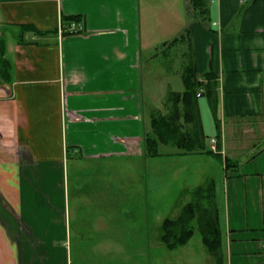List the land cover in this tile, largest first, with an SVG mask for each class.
<instances>
[{"label": "crops", "instance_id": "1", "mask_svg": "<svg viewBox=\"0 0 264 264\" xmlns=\"http://www.w3.org/2000/svg\"><path fill=\"white\" fill-rule=\"evenodd\" d=\"M190 2L0 0V264H137L123 242H72L71 216H80L68 211L69 162L77 171L118 162L156 172L145 163L161 155L144 156V136L153 111L169 112L170 94L184 91L186 67L204 80L195 124L219 152L172 153L222 159L223 264H264V0H206L208 20L195 18ZM177 44L162 70H143L144 53L164 56ZM169 166L178 179L187 166L184 195L202 186L195 166ZM154 177L163 193L165 177ZM113 218L93 212V235Z\"/></svg>", "mask_w": 264, "mask_h": 264}, {"label": "rangeland", "instance_id": "2", "mask_svg": "<svg viewBox=\"0 0 264 264\" xmlns=\"http://www.w3.org/2000/svg\"><path fill=\"white\" fill-rule=\"evenodd\" d=\"M145 11L144 9V19L146 18ZM147 22L145 19V26ZM178 47L179 45L177 44L173 48L166 50V55L164 56L162 55L164 54L162 49L159 53L155 51L150 55L149 53H144L143 70H146L147 73L150 70H162L160 64L165 59L173 60ZM154 55H156V58L153 59L152 56ZM176 65L177 61L174 66ZM145 80L149 81V76H146ZM172 82L178 86L181 84L177 78H174ZM150 83L146 82L145 85ZM200 100L204 104L205 98ZM204 108L211 112L209 107L207 109L204 106ZM209 112H207V116H209ZM205 133L204 146L207 149L210 144L209 137L212 134L209 131H205ZM158 151L162 154L160 159H150L145 163L154 164L156 172H152L151 169L146 167L143 170L142 168L141 170H136L135 163L132 165L129 163L126 166L124 163L119 164L118 162L108 165L107 170L105 167L98 165V168L95 169L91 168L89 170L88 167H84L77 171L74 169V163L69 162L68 182L66 185L68 211L71 214L75 213L78 215L79 213L80 216L78 218L71 216L73 243L81 238H91V242L95 238L96 240L108 239V242H123L122 244H127V248L136 249V251H129L127 254L129 257L135 255L137 264H156L152 262L154 259L159 260L158 264H166L165 261L167 260L179 261L181 262L180 264H187L189 260L198 264H206L200 263L199 260L205 257L211 258V256L203 245L202 235L196 222L192 224L193 236L185 246L169 250L160 240V226L163 219H176L182 208L192 200L191 193L184 195L182 192L188 175L187 166L185 171L180 172L178 179L168 175V173H172V167L169 164H183L185 162L189 167L195 166L198 174L196 177L197 184L202 186L213 184L214 207L220 213L223 198L222 184L226 175L223 168L224 162L218 156L208 158L206 156L197 157L190 155L185 159H181V157L172 153L178 152V150L169 145L159 144ZM241 157H245V152ZM137 166H139L138 163ZM158 166L162 167V171ZM155 174L160 180L165 177L164 180L166 182L163 193L156 194L155 192L158 189L157 186L161 184L160 182H155ZM125 197H127V202L124 201ZM202 202L205 203L206 201L202 200ZM0 206L4 207L1 203ZM93 212H106L111 217H115L105 220L107 229H101L95 235H93L91 224L94 221L92 219ZM119 213H123V216H117ZM78 230L82 233L81 237L74 234ZM87 230H89L90 234L87 233ZM222 247L225 249V241ZM85 258L89 259L88 256ZM128 259L133 260L131 258Z\"/></svg>", "mask_w": 264, "mask_h": 264}, {"label": "trees", "instance_id": "3", "mask_svg": "<svg viewBox=\"0 0 264 264\" xmlns=\"http://www.w3.org/2000/svg\"><path fill=\"white\" fill-rule=\"evenodd\" d=\"M195 18L208 20V4L206 0H191L190 2ZM76 20V18H69ZM66 22V21H65ZM22 31H32L29 26L21 27ZM35 32V31H34ZM39 34L40 32H35ZM1 70H7V62H0V79L5 80ZM206 84V95L211 104L214 100L212 79L209 75ZM182 80L184 91L171 93L169 101L171 109L162 114L153 111L151 117V132L145 134L143 140L144 156L153 158L160 156L159 144L175 147L180 154L206 153L213 154L204 146V135L196 122V109L194 99L199 81L195 70L186 67ZM219 137L218 133L217 136ZM227 163V162H226ZM211 184V185H210ZM200 186L191 191L192 200L188 202L176 219L166 218L161 225L160 240L169 250L178 249L187 244L193 236V222H196L202 235V242L215 264H223L222 236L218 223L216 208L214 207L213 184ZM202 200L206 202L203 203Z\"/></svg>", "mask_w": 264, "mask_h": 264}, {"label": "built area", "instance_id": "4", "mask_svg": "<svg viewBox=\"0 0 264 264\" xmlns=\"http://www.w3.org/2000/svg\"><path fill=\"white\" fill-rule=\"evenodd\" d=\"M74 26V23L72 22L70 24V30L73 28ZM205 93V88H204V80L202 79H199V85H198V88H197V92H196V96L197 97H200L202 96L203 94ZM217 143H216V140L213 138L211 139V144H210V150L213 152V153H218V149H217Z\"/></svg>", "mask_w": 264, "mask_h": 264}]
</instances>
